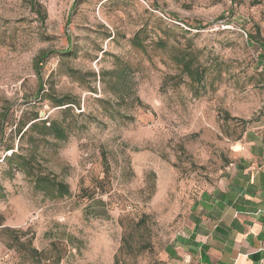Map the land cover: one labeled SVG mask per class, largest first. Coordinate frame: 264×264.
Here are the masks:
<instances>
[{"label": "rangeland", "instance_id": "1", "mask_svg": "<svg viewBox=\"0 0 264 264\" xmlns=\"http://www.w3.org/2000/svg\"><path fill=\"white\" fill-rule=\"evenodd\" d=\"M34 112L67 134L38 158L70 193L0 160V226L20 230L0 264H167L232 145L264 130V0H0V157Z\"/></svg>", "mask_w": 264, "mask_h": 264}, {"label": "crops", "instance_id": "2", "mask_svg": "<svg viewBox=\"0 0 264 264\" xmlns=\"http://www.w3.org/2000/svg\"><path fill=\"white\" fill-rule=\"evenodd\" d=\"M252 126L195 197L167 264H264V130Z\"/></svg>", "mask_w": 264, "mask_h": 264}, {"label": "trees", "instance_id": "3", "mask_svg": "<svg viewBox=\"0 0 264 264\" xmlns=\"http://www.w3.org/2000/svg\"><path fill=\"white\" fill-rule=\"evenodd\" d=\"M32 8L41 19L44 17L40 5H32ZM138 35L139 31L134 34L132 40H136ZM38 61L41 62L42 58H38L37 63ZM180 61L182 70L190 76L194 75V79H197V81L200 82L203 77V71L199 68H194L193 60L190 59L188 55L186 56L185 53H182L180 55ZM55 99L56 106L74 103L72 101H66V98L62 96ZM69 106L70 105L64 107V110L69 109ZM15 132L18 135L19 140H23L27 137H34V139L26 142L24 146H19L16 150H14L12 144L5 145L3 151H9V153H4V155L0 157V160L7 162L10 168L14 165L23 171L24 174L32 180L35 189L47 194H52L54 197L68 195L70 193L68 184L63 180L57 179L52 172L47 171L38 158L40 153L39 145L46 140L47 136L51 135L58 140L67 137L62 124L54 119L49 120L48 117L41 118L39 117L38 112H34L25 122L16 125ZM18 231L20 230L10 226H0V236L4 233L16 234ZM15 240L17 242L20 241L19 237ZM6 245L8 247L13 246L9 241L6 242ZM22 245L29 257L39 262L41 261L42 252L33 246L31 238L24 241Z\"/></svg>", "mask_w": 264, "mask_h": 264}, {"label": "water", "instance_id": "4", "mask_svg": "<svg viewBox=\"0 0 264 264\" xmlns=\"http://www.w3.org/2000/svg\"><path fill=\"white\" fill-rule=\"evenodd\" d=\"M40 114L42 115L43 113L41 112Z\"/></svg>", "mask_w": 264, "mask_h": 264}]
</instances>
